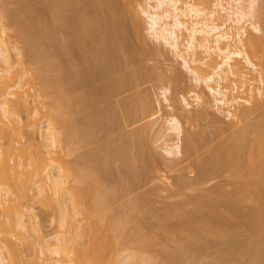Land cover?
<instances>
[{"label":"bare ground","instance_id":"bare-ground-1","mask_svg":"<svg viewBox=\"0 0 264 264\" xmlns=\"http://www.w3.org/2000/svg\"><path fill=\"white\" fill-rule=\"evenodd\" d=\"M134 1L48 0L46 26L41 18L27 22L12 20L13 36L32 57L44 47L43 36L50 38L49 30L56 21L61 22L64 37L57 44L51 39L53 45L49 42L45 47L50 50L57 47L72 56L64 61L66 66L60 68L59 77L41 80L48 95L57 96L51 104L57 110L53 113L54 120L59 123L57 129L48 117L42 124L45 129L39 126L45 149L37 147L29 154L22 153V159L16 163L11 162L17 150L14 141L10 138L0 142V201L15 202L26 195L22 190L26 179L18 180L23 174L28 175V181H42L58 197L57 229L53 235H44L32 209H28L33 211L31 214L18 210L14 219L10 215L7 216L12 217L10 220L3 217L4 220L0 219V264L22 263L24 251L12 237L21 239L18 236L27 235V240L33 236L32 232L38 235L44 264H105L107 261L128 264L125 259L130 253L120 258V251L127 246L135 252L150 253L148 256L142 253L146 255L142 256L143 263L154 264L163 256L167 264L170 261L188 264L189 258L185 257L190 243L175 242L174 233L190 234L196 239L207 235L223 238L229 243L224 255L240 260L237 264H264V103L259 100L264 95V0H154L153 4L149 0L148 4L140 5L147 18L149 35L173 48L176 56L194 72V80L205 82L217 110H226V117L236 119L229 126L218 113L209 117L211 110L205 105L204 94H196L201 109L192 115L186 110L182 113L183 119L197 125L194 121L212 118L215 132L209 134L200 128L184 132L182 120L172 115L167 130L175 133V142H165L171 161H166V156L158 154L157 149L153 151L145 140L154 95L142 85L153 78V70L145 60L153 55L154 48L143 44L147 42L143 38L139 40L143 48L140 46L138 51L139 46H133L129 25L138 34L141 29ZM0 24V31L5 33V24ZM247 24L252 31L247 30ZM16 50L19 56L23 55L21 49L16 47ZM0 60L7 65L0 69V110L9 123L13 120L16 124L22 120L17 109H28L29 105L23 95L11 100L10 91L4 92V87L11 88V81L17 82L19 70L11 69L10 51L1 34ZM120 62L129 64L130 72H124ZM192 62L194 68L190 65ZM23 63L21 59L20 64ZM250 68L256 69L258 77L249 75ZM174 75L169 80L178 90L182 75ZM155 78L159 80L155 84L168 79L164 75ZM250 79H257L261 84L255 88L248 85L242 90ZM14 85L19 87L20 81ZM167 90L165 87L163 91ZM45 91L40 94H46ZM183 100L190 109L185 96ZM242 101L248 105H241ZM180 106L176 103L171 108L179 110ZM34 111L27 115L26 126L37 124ZM8 122L3 125L0 120V139L13 135L5 128ZM109 137L117 146L114 150L101 154L105 148L102 142L103 146H93L73 155ZM201 150L202 155L198 153ZM184 154L186 157L182 159ZM60 157L62 164L57 163ZM161 160L169 170L179 171L177 188H193L198 192L185 193V199L182 192L180 199L184 200L167 205L164 215L149 224L142 218L143 214L147 216L142 200L136 202L128 196L138 186H147L153 166ZM45 161L49 163L44 164ZM18 165L22 166L21 170ZM189 167L196 173L191 179L185 173ZM54 168H59L58 173ZM217 176L223 179L202 192ZM15 188L22 193H17ZM249 194L257 204H247ZM168 240L177 243L175 248L168 246ZM211 242L206 240L203 247Z\"/></svg>","mask_w":264,"mask_h":264},{"label":"rangeland","instance_id":"rangeland-1","mask_svg":"<svg viewBox=\"0 0 264 264\" xmlns=\"http://www.w3.org/2000/svg\"><path fill=\"white\" fill-rule=\"evenodd\" d=\"M47 1L48 0H0V23L5 24V27H6V32L3 33L2 31H0V34L3 36V38H5V40L7 42V46H8L9 51H10L11 63H12L11 69L19 70L18 73L20 74V75L17 74L18 76L16 77L17 82L20 81L19 87H16L14 85L17 82H15V80H13V81H11L12 83L10 82L11 88H8L9 85L7 84L8 86H6V88L4 87V89L6 91H4V89L2 91L8 92V90H9L10 92H9L8 98H10L11 100H14V98L19 96L20 94L23 95L24 97L27 98V102L29 105L28 109H20V110L17 109L16 112L20 114V116L22 117V120L17 121L16 124L12 123L13 120H12V122L9 123L8 120L6 118H4V116L2 115L1 110H0L1 124L4 125L5 122H8L10 125L9 124L7 125V123H6L7 126H5V128H7L8 131H10L9 133L13 134V135L9 134L10 136L8 135V138H1L0 142L6 141L7 139L10 140V138H11V140H13L15 143V147L17 149V150L15 149V150L18 153L17 154L16 151L14 150L15 152L13 153L14 154L13 156H15L14 157L15 160H14V158H11V162L19 163L20 159H22L21 154L22 153L29 154L33 148L42 147L43 149H45L44 148L45 146H42V137H41L40 131H39L41 128L45 129L42 127V124H44L46 122L45 119H48V117H49V121L53 122V124L55 123L57 129L59 126V123L55 122V120H54L55 119L54 114L57 112V110L53 109L52 104H51V102L53 103V102H56V100H57V96L55 95L56 93L54 94V92H53V94L56 96L55 99H54L55 96L51 97L52 94L50 92L49 93L51 95L50 94H49L50 96L48 95V93H47L48 91L46 92L42 87V84H43L42 78L45 79L46 77H50V76H52V77L58 76L59 77V75L61 74L60 68L62 66H64V67L66 66L65 65L66 63L64 61L72 56V54L69 55L63 51H61V52H63V53H61L60 48H57V47L55 49L52 48V50L53 49L55 50V51L54 50L52 51L48 47L47 48L45 47L46 44L47 45L49 44V42H50V44H52L51 39L53 40L54 44H57V42L59 43V41L64 37L63 36L64 34L60 30L61 22L59 23V21L58 22L56 21L54 23L55 26H52V28L50 26L51 31L49 30V33H51L53 35V38H51L52 37L51 34H50L51 35L50 38L43 36L44 47L39 52H37V55H35L33 57L28 53L27 48H25L22 45V42L20 40H18V38L16 36H13L14 32L12 30V26H13L12 20L15 18L22 20V22L30 21L33 18H41L46 22V20L48 19V10L46 7ZM148 1L149 0H135L134 1L133 4L136 7V10L138 11L139 16L141 18V20H140V22H141L140 28L141 29L139 31L140 33L138 34L136 32L135 28H133V26L130 24L131 26L129 25V28H132V30H133L132 31L130 29V33L132 31L133 34L130 35V33H129V36L131 38L133 46H134V44H135V46L137 45V47L139 46L138 48L135 47V50L137 48V50L139 51L140 46L143 44H146V46L149 45L148 47H151L152 49L154 48L153 49V51H154L153 55L151 53L150 56L149 55L147 56V57H149V59L145 60V63H147V66L149 67V65H150V67L153 70L151 72L152 73L151 75L153 78H151L149 81L145 82L142 85L144 88H148L150 90V92L152 90L151 95H152V93L154 95L153 96L154 102L151 106L152 110H151V113L147 117L148 122L145 126V128L147 129L146 134L148 135L147 136L145 134V137H146L145 140L147 141L146 144H149L153 151L157 149L156 151H159L158 154L161 153L160 155L163 154V156H166V161H171L172 158H169V156H167L166 151H165V147H166V143L172 144L175 142L174 141V139H175L174 134L175 133L172 130H167V127L169 126L168 121L172 115H178V117L182 120V123L184 125V132H186L188 129L196 130L197 128L203 129L204 132L207 131L206 133L215 132V128H214V126H212L213 123L211 122L212 118L207 119L208 121L206 119L202 120L201 122L194 121V123H199L197 125H193L191 123V121L187 122V123L184 121L182 113L185 114L186 110H187L188 114L190 113V115H192L198 109H201L202 105L198 101V99L196 98V94H198V93L202 94V95L204 94V96L206 98L205 105L208 108L210 107L209 110H211L210 111L211 114L209 115V117H213L214 114L218 113L217 115H219L220 117L221 116L225 117L223 119L226 121V123L229 126H232L236 119H234L233 117H230V118L226 117L225 116V114H227L226 110H221V111L217 110V106H215V102H214L215 100L213 99V95L211 94V92L207 88L205 82L204 81H198L197 82L194 80V72L191 70V68L188 65L184 64V62L182 61V58L176 56L173 48H171L170 46L165 45V44H160L159 42L155 41V39H153L152 36L149 35V33L146 30L147 26H148L147 18H146V15L142 13L141 8H140V5L148 4ZM150 2L153 4L155 1L151 0ZM23 14H25V15H23ZM31 16H33V17H31ZM47 23H48V21L46 22V24L44 23V25L46 26ZM49 25H50V23L48 24V26ZM48 26H47V29H50V28H48ZM0 27H1V24H0ZM247 30L252 31V27L250 24H247ZM262 33H258V34H262ZM46 34H48V33H46ZM181 34H182V32H181ZM134 35H135V37L133 38ZM141 39L143 41L145 40L144 42H146V41L147 42L142 44L141 43L142 41H139ZM181 39H182V36H181ZM133 41H135V42H133ZM137 42L139 45L137 44ZM238 46H241V45L238 43ZM16 47L23 51L22 56L18 55V53H17L18 51L16 50ZM141 47L143 48V46H141ZM56 49H59V50H56ZM142 55L144 56V54H141V56ZM187 56H188V59H191V55H187ZM137 58H142V57H138V55H137ZM238 58L240 59L241 57H238ZM21 59L24 62L22 65L20 64ZM219 60H220V57L217 58V61H219ZM119 65H120V68L122 67L124 72H130L131 68H130L129 64H121V62H120ZM190 65L192 68H194V66H195L193 62ZM6 66L7 65L0 60V69L3 67H6ZM57 69H59V70H57ZM17 70H16V72H17ZM248 71H249L250 76L255 77V78L258 77V73H257L256 69L250 68V69H248ZM21 74L23 75L22 77H21ZM33 74H36V75H33ZM37 74H41L42 76L38 77ZM174 74L179 75V76L182 75L180 85L178 86V90L174 89L175 88L174 84H172V82L169 80V79H171V77H173ZM156 75H158V76L164 75V77H167L168 79L166 78L167 80L163 81L164 83L163 82H160V83L157 82L155 84L154 82H156V80H157L155 78ZM34 76L35 77L37 76L38 78L37 77L35 78ZM18 77H19V80H18ZM55 77H53V78H55ZM35 79L38 82H35L36 81ZM157 81H159V80H157ZM260 84L261 83L257 79L256 80L250 79L249 81H247L245 83L242 90L246 89V87L248 85L255 88L256 86H258ZM11 85H13V87ZM151 86H153V87H151ZM163 87L164 88L168 87L169 90L164 92ZM242 90H240L241 94L243 92ZM40 91L41 92L45 91L46 94L43 95V93H42V95H41ZM176 91H178V92L176 93ZM244 95H246V94H244ZM183 96H185L187 101L191 104L190 109L188 108L189 106H186V103L183 100ZM247 96H249V95H247ZM166 97H168L169 99L167 100ZM251 98H252V96H251ZM52 99H53V101H52ZM259 100H261L264 103V95L259 96ZM208 102H210V105ZM176 103L178 105H181L179 107L180 111L177 110L176 108H174V109L171 108V106L176 104ZM241 103H243L241 105H246V106L248 105L244 101H242ZM182 107H184V108L182 109ZM32 111H34L36 114L35 119L37 120V124L31 125V126H26V124H25L27 122L26 117ZM36 111L38 113H36ZM213 112H215V113H213ZM53 124H52V126H53ZM199 125H200V127H199ZM10 126H13V127H10ZM39 126H40V129H39ZM230 130L225 132V134L229 133ZM211 133H209V134H211ZM111 138L112 137H109L107 139L102 140L100 143L93 144V145L85 147L81 150L75 151L73 153V155L80 153V152H83V150H87L90 147L102 145L103 144L102 142H104L106 149L104 148L102 151H100L101 154H103V152L105 153V150L107 152L112 151L115 148H117V146H116L115 142H113L111 140ZM166 140H167V142H166ZM215 141H213L211 144L215 143ZM211 144H209V145H211ZM152 146L153 147L155 146L154 149ZM147 147H148V145H147ZM18 149H20L21 151ZM108 149H110V150H108ZM182 150H183V153H185L184 142L182 143ZM18 151H20V152H18ZM27 152H29V153H27ZM202 152H203V150L199 151L198 153H201V155H202ZM33 154L34 153L32 152L31 155H33ZM46 156L50 157L51 155L46 154ZM184 156L186 157V154H184L182 156V159L184 158ZM163 161L162 160L160 162L158 161L156 163L157 165L155 164L153 166V168H152L153 171L150 173L152 175L149 174L150 176H148V179L146 180L147 186L144 185L145 187H143V186L139 187L137 185L138 188L136 186L137 189L134 190L128 196L129 198L136 200V202H140L142 200L141 202H143V204L145 205V210L148 213V214L147 213L145 214V215H147L146 217H144V214H143L142 218L143 219L146 218L144 221L147 220L146 223L150 222L149 224L153 223L156 218H159V216L161 217L164 215V214L162 215V212H164V210L167 209L166 208L167 205L178 202L179 200H184L187 196L186 194L189 195L191 192H193V193L198 192V191L197 192L194 191L193 188L192 189L181 188V190H180V188H177V186H176L177 175H178L177 172H179V171L178 170L175 171L174 169H171L172 171L169 170L170 167L167 166L166 163L164 164ZM60 162L62 164V158L61 157L57 161V163H60ZM45 163H49V162L45 161L44 164ZM118 164H119V161L114 163L113 166L114 165L117 166ZM19 165H18L19 170H21L22 166H19ZM54 167H55V165H54ZM154 167L155 168L158 167L157 170L154 169ZM192 168L193 167H189L187 169V171H185V173H187L186 174L187 177L189 176L188 178H190V179H191V177L193 178L196 174L193 170L194 168L193 169ZM54 169H55L54 172L58 173L59 168H54ZM190 169H192V170H190ZM220 177L221 176H217V178L215 177L214 180L212 179L211 183H208L207 184L208 186L206 185L207 188L209 186L213 185L215 181H216L215 183L220 182L223 179V177L222 178H220ZM24 179H26L25 180L26 186H25V188H22V190L26 193V195L22 199L17 198L15 202L12 200L0 201V219L4 220L2 218L7 217L8 215L13 216V219H14V217H16L14 215H16L15 213H17L18 210L23 211L27 214H31L34 211V213L37 214V220H39V225L41 227L42 233H44V235H48V234L53 235L55 233V230L57 229L56 223L58 222V219H59L57 195L55 194L54 191L51 190V188L49 186H47L46 183H43L42 181H38L36 183L34 181H31V180L28 181V175H26V174H23L18 180H24ZM106 181L108 182V180H106ZM109 183H110V180H109ZM111 184H112V181H111ZM41 187H43V188H41ZM228 187H230V186H228ZM207 188H202L201 191L202 192L203 191H205V192L209 191V188H208V190H207ZM15 189L17 190V188H15ZM41 190H42V192H41ZM226 190H230V188H226ZM18 192L22 193L21 189L17 190V193ZM181 193L185 195V196L183 195L184 199H180V198H183V197H181V195H182ZM247 198H249L247 200L248 205L257 204V201L254 199L253 195L249 194V197H247ZM28 209H32L33 211L28 210ZM156 214H157V217L154 216ZM159 214H161V215H159ZM150 216L154 217V218H150ZM7 218L9 219V217H7ZM7 218H5V219H7ZM10 219H12V217ZM6 221H8V220H6ZM51 233H53V234H51ZM36 234L37 233L32 232L33 236H30L31 235L30 234L29 235L30 238H28L27 240H26L27 235L26 236L25 235L24 236H22V235L18 236V237H21V239L13 238L14 236L12 237V240L13 241L16 240L15 243L17 242V245L20 246V249H22V252L24 251L22 253L23 254L22 261H21L22 263H20V264H44V263H42L43 262V259H42L43 255H42L41 250H40L41 249L40 244L37 242L38 239H36V238H38V235H36ZM179 235H182V234L181 233H174L173 234V240H175V242L177 240L178 242L180 241V242L190 243V245H189L190 249H189L188 254H187L188 257L187 256L185 257L186 259L189 258L188 261L190 263H188V261H187L188 264H237L238 262H240V260H232L229 257L224 255V252L226 251V248L229 246V243L223 238H216V237L214 238V237H210L207 235L203 239H198V238L196 239V238L190 236V234H189V236L188 235H186V236L182 235L184 237H182V236L180 237ZM23 237H25L24 240L22 239ZM208 239L212 240V242L203 247V244H205L206 240H208ZM169 242H170V244H169ZM173 242H172V240L171 241L168 240L166 243L168 244V246L175 248L177 243L174 244L175 242L174 243ZM128 253H130V255L128 256V258L125 259V262H127L128 264H149V263H143V257L142 256L143 255L148 256L150 253L141 252V251H137V250L135 252L133 250V248H130L129 246H127L120 251V258L124 254H128ZM142 253H145L146 255L142 254ZM162 257L163 256H159L156 259V262L154 264H165L164 263L165 257H163V258ZM171 263L176 264V263H174V261L169 262V264H171ZM105 264H118V263L115 261L114 262L107 261V262H105ZM166 264H167V262H166Z\"/></svg>","mask_w":264,"mask_h":264}]
</instances>
